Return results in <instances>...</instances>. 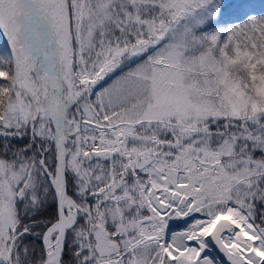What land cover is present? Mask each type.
Instances as JSON below:
<instances>
[{
    "label": "snow or ice",
    "instance_id": "6c2138e0",
    "mask_svg": "<svg viewBox=\"0 0 264 264\" xmlns=\"http://www.w3.org/2000/svg\"><path fill=\"white\" fill-rule=\"evenodd\" d=\"M0 264H264V0H0Z\"/></svg>",
    "mask_w": 264,
    "mask_h": 264
}]
</instances>
